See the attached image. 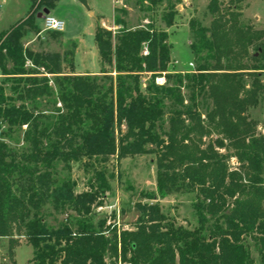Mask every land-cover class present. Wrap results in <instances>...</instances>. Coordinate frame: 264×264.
Here are the masks:
<instances>
[{
	"label": "trees",
	"instance_id": "16d2710c",
	"mask_svg": "<svg viewBox=\"0 0 264 264\" xmlns=\"http://www.w3.org/2000/svg\"><path fill=\"white\" fill-rule=\"evenodd\" d=\"M58 1L28 0L27 17L0 34V73L13 82L10 96L0 87V239L8 240V255L23 237L33 250L31 264H108L107 259L109 264H253L244 245L250 238L264 261V138L246 116L264 95V33L237 32L239 49L252 46L259 54L242 52L232 67L233 55L221 45L228 41L225 32H215L222 22L214 19L209 29L192 22L195 59L204 50L217 58L211 69L199 63L194 72L181 74L167 70L166 32L148 25L112 36L96 26L100 78L75 76V41L62 53L34 52L21 43L28 31L39 32L35 12L52 10ZM163 2L162 21L169 28L176 15L173 2L136 0L149 10ZM215 2L208 7L214 17ZM114 24L123 28L125 22L118 18ZM225 54V69L218 68V57ZM26 61L32 68H25ZM143 76L149 80L144 91ZM161 77L165 83L159 86L155 79ZM52 96L60 106L48 124L40 104ZM206 100L211 107L203 115ZM18 132L21 140L14 138ZM5 139L22 147L13 149ZM149 154L155 156L159 198L194 193L198 227L175 225L157 204L138 206L133 230L110 231L105 220L95 226L92 209L107 189L95 166ZM231 157L236 170L228 165ZM84 160L99 186L89 182L88 190L76 194L70 180H58L56 167L69 172ZM47 206L56 214L72 212L75 227H48Z\"/></svg>",
	"mask_w": 264,
	"mask_h": 264
},
{
	"label": "rangeland",
	"instance_id": "374dc122",
	"mask_svg": "<svg viewBox=\"0 0 264 264\" xmlns=\"http://www.w3.org/2000/svg\"><path fill=\"white\" fill-rule=\"evenodd\" d=\"M175 4L176 15L173 19V25L167 28L162 21V15L166 12V2L158 5L154 10L147 9V5H140L136 3V0H119L118 2V18H122L125 25L123 28L115 26H106L108 31H111L112 36H115L121 29L125 30H137L144 26H151L156 31H163L167 34V45L169 46V64L167 70L169 73H192L199 63H205L209 69L213 68L216 62V56L213 51L208 52L204 50L201 57L195 59L193 52L191 51V44L193 43V33L191 31L190 23L196 22L201 27L209 29L214 22V19L218 22H222L223 28H217L215 32H225L224 35L227 41L221 44L227 48L230 56L233 58V65L239 62L245 56L254 55L258 56L259 52L254 50L252 46L241 47L240 36L246 28L256 33H264V0H216L215 3V17L209 11L210 0H170ZM88 7L91 9L93 4H99L104 13H110L111 3L110 0H88ZM230 6V7H229ZM60 8V7H59ZM63 13L69 17V22H73L74 26H64V34L54 38L51 32L43 30L41 19H37L44 11L39 9L35 12V20H38L37 26L39 32L34 30L28 31L21 43L24 48H29L34 52H58L62 53L65 50L70 49L68 37H74L79 35L81 31L84 34L88 33L87 26H76L78 18H82L83 10L75 8H62ZM23 4L17 5L11 9L9 15L14 17L22 16L24 13ZM29 13L31 12L28 11ZM27 13V14H29ZM62 13V12H61ZM124 13V14H122ZM52 15H57L56 11H52ZM58 19V18H57ZM65 24V22H64ZM67 24V23H66ZM5 28L7 26H0ZM243 34V33H242ZM209 35V34H208ZM209 37V36H208ZM85 45L91 44V39L86 35L83 38ZM224 41V40H223ZM239 49V51H238ZM245 50V51H244ZM148 54L146 47L142 49V56ZM228 54L218 57V68L225 69V57ZM245 58V57H244ZM247 65H251V62H246ZM264 65V61L262 62ZM7 68L11 69V64L7 63ZM25 68H32L31 63L26 61ZM44 73L42 69L39 70ZM64 72H68L64 69ZM225 71H219V73ZM97 76L100 78L99 73ZM46 77L51 78L46 75ZM261 77L260 79H262ZM158 81V85L162 86L165 83L163 77L155 79ZM244 80L248 84L250 79L244 77ZM149 82L147 76H143L141 80L142 90L144 91L145 85ZM264 82V80H262ZM12 78L4 77L0 73V87L4 90V94L10 96L12 94ZM50 86L54 91L55 88L50 82ZM184 97H188V93L183 91ZM55 96L50 99L42 100L40 109L44 111V114L48 116L46 123H50L53 120L55 111L59 108V103L53 104ZM166 105L168 101L165 102ZM211 107L210 101L204 102L203 107L200 108V112L205 115L207 110ZM246 116L248 121H251L255 126V133L257 136L264 138V95L261 97L256 108H250ZM5 127L2 129L4 130ZM167 129V124L164 126V130ZM24 130V129H23ZM21 140V133L18 132L14 138ZM11 148L19 150L22 147V143L17 144L14 141L4 140ZM225 153L223 149L220 151ZM87 161L79 163H73L71 170L65 171L62 169V165L56 167L57 176L59 181L70 180L74 184V192L81 193L88 190L89 182L94 187L99 186V181L90 167H86ZM230 169L236 170L238 168L237 160L231 157L228 161ZM95 169L100 171L107 183V189L100 191L101 205L95 206L92 209L91 219L95 226L100 220L106 221V227L111 231L116 228L119 231L133 230V226L140 216L138 206L145 204H157L160 211L167 217V219L173 221L175 225L182 226L186 229L193 230L198 227V220L195 210V195L194 193L173 194L165 198H159L156 192V165L155 156L153 154L127 157L120 162H116L111 158L103 166H95ZM67 215L72 217L67 218ZM72 212L56 214L50 206H47L43 210V219L45 224L51 228H57L64 224L75 227V218ZM107 234V233H106ZM18 246L13 249L12 257L8 255V240L0 239V264H31L33 257V250L28 245L23 237L19 238ZM245 247L249 250L253 264H264L259 256L258 248L254 241L250 238H245ZM107 259V263L109 264Z\"/></svg>",
	"mask_w": 264,
	"mask_h": 264
},
{
	"label": "crops",
	"instance_id": "0c3cea01",
	"mask_svg": "<svg viewBox=\"0 0 264 264\" xmlns=\"http://www.w3.org/2000/svg\"><path fill=\"white\" fill-rule=\"evenodd\" d=\"M118 2L119 0H110V13H104L98 3L93 4L91 9H89L88 0H86V7L76 0H59L55 4V7L52 10H49V15L65 22V26H74V23L69 22V17L63 13L62 8L76 7L78 10L82 9L84 11L82 18H78V23H76V26H87L88 33L84 34L80 31L79 35L68 37V40H72L77 43V48L74 53L73 75L90 76L97 75L99 73L98 55L94 43L95 28L96 26H101L103 28H107L106 26H115V28L117 27L114 24V20L118 19ZM21 4H23L25 8L22 16L19 15L17 17H14L12 15H9L11 9ZM28 11H30V3L28 2V0H0V26H7L5 28L0 27V34L7 31L11 26H14L18 21L24 20L28 15L27 13H29ZM52 11H56L57 15H52ZM36 18L39 19L38 17ZM34 26H40L38 20H35ZM64 32L65 30L60 35H63ZM86 35L92 41L90 45H85L84 43L83 38L86 37Z\"/></svg>",
	"mask_w": 264,
	"mask_h": 264
},
{
	"label": "built area",
	"instance_id": "2783aa9c",
	"mask_svg": "<svg viewBox=\"0 0 264 264\" xmlns=\"http://www.w3.org/2000/svg\"><path fill=\"white\" fill-rule=\"evenodd\" d=\"M42 26L44 31L61 34L64 31L65 24L62 20L47 14L42 17ZM156 84H158L157 80Z\"/></svg>",
	"mask_w": 264,
	"mask_h": 264
},
{
	"label": "water",
	"instance_id": "95a60500",
	"mask_svg": "<svg viewBox=\"0 0 264 264\" xmlns=\"http://www.w3.org/2000/svg\"><path fill=\"white\" fill-rule=\"evenodd\" d=\"M77 2L81 3L83 6L86 7V0H76ZM49 14V11H44L42 14L38 16V18H42L44 15Z\"/></svg>",
	"mask_w": 264,
	"mask_h": 264
}]
</instances>
